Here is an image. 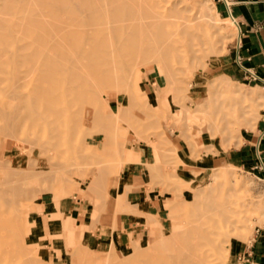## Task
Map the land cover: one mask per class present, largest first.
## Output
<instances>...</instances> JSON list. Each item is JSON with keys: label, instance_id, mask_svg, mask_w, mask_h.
Segmentation results:
<instances>
[{"label": "rangeland", "instance_id": "obj_1", "mask_svg": "<svg viewBox=\"0 0 264 264\" xmlns=\"http://www.w3.org/2000/svg\"><path fill=\"white\" fill-rule=\"evenodd\" d=\"M134 1L143 4L140 5L146 11L143 21L151 29L146 37L147 42L140 45L142 48L134 46L129 40L115 56L117 63L124 59L128 62L125 81L128 88L120 80L115 87H98L99 104L94 110L91 106H84L81 114L82 108L78 109L79 117L82 116L79 123H83V127L94 126L90 128L91 135L88 131V134H84L88 128L83 130L81 141L85 139L82 148L77 146L79 142L75 144L78 149L86 150L83 155L95 154L98 158L96 164L90 161V157L89 160H82V152L80 155L75 150L81 160L74 154L76 162L73 164V156L70 164L67 160L69 156H66L69 170L63 162L65 170L62 168L61 172L60 166L63 164L58 163L65 156L54 163V160L50 161L54 156L52 150L47 149L48 156L42 153L46 150L48 136L42 137L45 141H40L46 147L42 144L36 147L37 141L35 144L33 141L38 137L34 136L32 141L29 138L40 127L34 129L30 122H18L28 117L30 107L23 103L17 106L16 102L13 108L0 105V167L3 171L0 172V182L7 179L8 171L14 172L15 168L27 171L33 167L34 170L27 173L34 176L38 172L41 174V171L50 173V163L54 171L60 167V171H56L59 174H53L54 171L50 173L53 179L49 175L47 182L53 181L46 182V185L44 178L48 177L44 174L45 177L40 178L45 181L40 179L35 183V177L27 181V174L24 175L27 179L19 181L23 184L21 188L30 193L20 194L16 202L8 207L6 218H17L18 232L10 229L4 234V244L9 251L0 253V264H177L175 258L180 253L181 244L178 242L179 245H175L177 235L171 234L175 235L182 224L203 222L204 217L213 215L219 206H223L225 212L222 217L214 215L213 221L221 226L218 250L223 259L220 264H238L229 250L230 246L249 244L256 230L264 227L263 183L252 168L253 164L237 163L229 158L244 143V129L255 131L264 113L262 84L229 78L222 72V63L226 61L238 34L236 23L226 18L216 0H205L212 13H202L206 18L200 14L194 0ZM160 14H165L166 31L180 29L181 34L186 35L167 39L165 42H169V45L166 44L161 58ZM209 15H212L211 18ZM201 18L205 20L200 21ZM182 24L186 26L182 27ZM215 25L217 28L221 26L219 28L223 32H218L221 38L214 34L217 31ZM185 44L190 45L189 53L181 49ZM19 86V91L25 92L26 96L35 88L27 73L21 78ZM16 91H13L10 83L0 85V103L5 99L12 100ZM102 107H105L104 113L101 112ZM5 115H8V119ZM101 115L105 124L99 122ZM5 119L8 121L5 122ZM90 120H93L92 125ZM73 128L71 126L72 130L76 127ZM9 132H13L14 136H8L11 134ZM70 132L67 140L74 135ZM72 139L70 141L75 147V140ZM52 143L59 145L56 141ZM66 144H61V147L65 148L63 145ZM108 154L111 155L110 159ZM133 166L137 170L135 178H130V181L138 182L129 183L126 181L127 172ZM63 171H67V174ZM21 174L16 177L17 181L22 178ZM32 180L34 185L37 181L44 182V185L39 183L41 185L37 187L32 186L33 193L27 188L31 187ZM26 182L30 183L27 187ZM132 190L140 195V191H145L141 198L159 203L160 213L154 217L146 216L148 220L144 226H137L135 230L130 227L125 235L124 217L142 215L133 210V196L128 197ZM8 197V193L0 194V202H5ZM116 198L118 201L114 200ZM140 228L145 229L144 233ZM31 229L35 230V234ZM98 236L104 241L99 246L96 242ZM107 236L123 238L120 244H113L105 240ZM170 245L173 250H170Z\"/></svg>", "mask_w": 264, "mask_h": 264}, {"label": "bare ground", "instance_id": "obj_2", "mask_svg": "<svg viewBox=\"0 0 264 264\" xmlns=\"http://www.w3.org/2000/svg\"><path fill=\"white\" fill-rule=\"evenodd\" d=\"M207 2L205 0H202V1L194 0L193 3L198 5L200 14L202 13L207 14V13H211V9L209 7L210 5L208 6ZM140 5H143V4H140V3L136 4L134 0H0V85L10 83L13 91L17 90L16 91L17 93H15L12 100L6 101L5 99V102H1L0 105L4 107L8 106V107L13 108V107H16V103H17V106L18 104L23 103L30 107L28 111V115H27L28 117L26 119L18 120V122L19 123L26 122V121L30 122V124L34 127V129H37L40 127L38 130H41V131L37 130L38 131L37 132L35 130L36 131V132L34 131L35 134L33 133L34 135L31 138H29L32 141L34 140V136L38 137V138L35 137V139L36 138L37 139L33 141L34 144H35V141H37L35 144L36 147L37 146L41 147V144L43 145V143H41L40 141L46 140V139H43L44 136L45 138L47 136L48 137L50 136V138L47 137V140H46L47 147L45 144L43 145L46 147V150L45 152L43 151L42 153L47 154L48 150L50 151L52 150L54 153V156H52L50 161L52 162V160H54V163L57 162L56 160L58 161L60 159L62 160L63 157L65 156L62 162L61 161L59 163L57 162L58 165H61L60 163L63 164L62 166H60L61 172H62V168H64V163H66L65 166H66V169H68L69 167L67 166H69V164L67 163L69 162L71 164L72 163L71 160L74 158L72 161H73V164H75L74 162L76 161L74 160H76V157L78 159L80 152H82V158L84 156L82 160H87V159L89 160V157H90V161H93L94 164H96L95 160H97L98 158L95 154L93 155L91 154L89 156V154L87 153L88 156H85L83 154H85L86 150L80 149L83 147L84 143L82 141L85 139L84 137L82 138V141H81V134L86 130V128H88V130H86L84 134L85 133L88 134V132H90L89 135H91L90 128H93L94 124L93 126H90V128L88 126L83 127L82 125L83 123L82 124L79 123V122H82V118H81L82 116L80 115L81 117H79L78 113L82 108L81 114H83L84 106H88V107L91 106L92 109L94 110V108L99 104V98L97 95L98 87H102V86H108V87L114 86L115 87L117 86V81L119 80L124 85L128 77V70H129L128 62L127 60L124 59V61H120L119 63H117L115 61V56L119 55V51L122 50V47L126 44L125 42H128L129 40L133 42L134 46L139 45V48H142L140 46L141 44L147 42L146 37L148 35L150 27H148L143 21L144 16L146 15L145 13L146 11H143ZM147 8L149 9V7ZM152 9H154V7H152ZM152 9L150 8L151 12H152ZM164 12L166 11L164 10ZM163 16H165V14ZM163 16H161L160 14V58H161L162 51L166 47V44L169 45V42H165L167 39H169L172 36H178V37L186 36L185 34L182 35L183 33L180 31V29L173 30L172 32L166 31L165 29L167 27L166 26L167 23L165 22L167 21L164 22ZM205 16L203 15V18H206ZM210 16L212 15H209V17ZM202 20L204 21L205 19L201 18L200 21ZM185 26L186 25H183L182 27H185ZM215 26H216L217 31H215L214 34L215 36L220 37L221 35H219V33L223 31L222 29L220 31V28H219L220 25L218 26V28H217V25ZM170 27L175 29V27L173 26H170ZM185 29L187 30V28ZM113 38L116 41H114ZM170 44L172 43L170 42ZM185 45L186 46H182L181 49L189 53L188 47L190 45L189 44H185ZM25 73L31 76V84L35 86V88L33 87L34 89H32V91H29L28 96H26L27 94L25 92L19 91L20 81ZM126 86L128 88V85ZM100 106H102V103ZM101 112L102 113L105 112V107H102ZM187 115L189 114L187 113ZM5 117L8 119V115H5ZM76 118L78 119L77 121L78 123L76 122ZM103 120L104 119L102 118V115H101L99 118V122L103 123L104 122ZM7 121L8 120H6L5 122ZM90 121L92 125L93 120H90ZM105 123L106 122H104V124ZM74 124H77L76 126H74V128L76 127L75 128L76 130L73 128ZM4 125L6 124H3V126ZM10 125H12V123ZM71 126L74 130L71 129ZM78 126L81 127L82 130L81 128H78ZM41 127L43 128L41 129ZM77 129L79 130V132ZM47 131L51 135L50 134L48 135ZM70 131H72V134H74L72 135V137L77 136L78 138L76 137V139H74L75 138L74 137L72 139L71 137V138H68L69 140H67V135H69L68 132L71 133ZM73 131H76V132H73ZM12 133L9 134L8 136L13 135ZM61 133L62 134L64 133L63 136L61 135ZM75 133H77L78 135ZM8 136H5V137H8ZM79 136H80V140H78ZM71 139L75 140L74 144L79 142L78 144H80L81 146L75 144V147H74L73 143L70 141ZM59 140L61 142L63 141L64 142L61 143ZM51 141L52 142L56 141V143H58L59 141L58 144L60 145V147L62 146L61 144H66V143L67 144L63 145V147L65 146L66 147L65 148L61 147L62 148L61 150L59 145L57 146V144H55L54 146V143H52ZM66 141H68L69 143H72L71 144L72 146ZM48 144H50L49 148H48ZM68 145H70L71 147L70 146L67 147ZM76 145L80 147L79 148L80 150L78 149ZM156 145L157 144H155V146ZM51 146L54 150L51 148ZM29 147L31 146L29 145ZM56 147H59L60 150ZM72 147H74L75 149L73 148L74 153L72 151V154H71L70 151L72 150ZM57 149H58V152H57ZM64 149L66 150L64 151ZM157 149L158 148L156 147V150ZM75 150H77V152L79 153L76 154L77 152ZM62 151H64V153L65 154L67 153V154L63 155ZM42 153H40V155ZM116 153L118 155L117 150H116ZM56 154H58V156ZM74 154H76V157ZM122 154L124 155V153ZM27 155H29V150H28ZM109 155L110 154H108V156ZM44 156L46 157V155ZM66 156L67 157L69 156V159H67ZM110 156H109V159H110ZM56 158H59V159H56ZM66 159L68 160V162ZM79 159L81 160V156L79 157ZM93 162H92V165H93ZM1 163H3V161ZM33 163L34 161L32 160V164ZM77 163H78V160H77ZM50 164H49L50 173L52 174V171H54L53 170L54 167L52 166L53 168H51ZM55 165L56 164H54V166ZM58 165H56V167H59ZM115 166H118V165H115ZM31 167L29 166V168ZM111 167H112V164H111ZM59 169L56 168V171L57 170L60 171ZM4 170L6 171L8 169H4ZM28 170L32 172L34 168L32 167V170L30 169ZM28 170L27 171L16 170L15 168L14 170L15 173L12 170H10L8 171L9 173L6 172L8 174L7 179L5 178L4 181L0 182V194H3L5 192V193H8L9 195V197L6 199L5 202H2V201L0 202V253H2L3 251L4 252L9 251V248H7L4 244V234L8 232L10 229L11 231L14 230V232H18V230L16 229L17 228V218L7 219L6 214L8 212V207L12 206L16 202L20 194L30 193V191L29 190L27 191V189H25L24 191L22 189L23 184L19 183V181H22V179L23 180L27 179V176H29ZM63 170H65V168ZM17 171H20V172L23 171L22 173L23 176L26 174L27 176L26 177L21 176L22 178H19L21 180L18 179L17 181L16 177H20V174H21ZM36 171H33V172L35 173ZM56 171H54L53 174L58 173ZM0 172L3 173L2 169L0 170ZM41 172H42L41 174L40 172H38V174L35 173L36 176L35 174L34 176H29L27 181L31 180L29 179L31 177H35V179L32 178L35 181V180H40L41 178H44L45 176L47 177L49 175H50L49 177L52 176L49 173V171L45 172L46 174L48 173L47 175L44 174L43 171ZM64 172L65 171H63V173ZM15 174H18V175L15 176ZM42 174H44L45 176ZM64 174H67V171ZM30 175H33V173L32 174L30 173ZM38 176H39V179L37 178ZM40 176L42 177L40 178ZM49 177L44 178L46 179V181L42 179L41 181H45V185H46L47 179H50ZM51 179L53 178L51 177ZM41 181H37V184L35 185L32 184L33 180L30 181L31 184L26 182L27 184L25 187H27L28 184H30L31 187L29 186L27 188L30 190L31 189L33 190L34 187L32 186L37 187V185L41 183ZM49 181L52 182L53 180H49ZM18 184H20L18 186L19 188L17 187ZM233 184H235L234 181H233ZM32 190H31V193H33ZM197 193L200 194L199 192ZM195 196L198 198L197 194H195ZM114 200L118 201L117 198ZM116 201H113V203L117 204ZM224 212H225V209L223 208V206L216 207V210H214V214L204 217L203 222L190 223L188 225L182 224L180 230L177 231L178 234L177 232L175 235L174 233L172 234L170 233L173 236L177 235L176 238H174V242H177L175 243V245L178 244V242L181 244L180 253L175 258L177 264H220V261L223 259L221 252L218 250V238L220 237V234H221L220 233L221 226H220V223L216 225V222L213 221L215 220L213 219L214 218L213 216L215 215V217L216 216L222 217ZM115 213H117V211ZM112 216H115V215H112ZM62 224H64V222ZM31 231L33 234H35L34 232L35 230L31 229ZM38 232H40V230H38ZM78 232H80V230ZM75 237H77V240H79L76 234H75ZM156 243H159V242H156ZM170 247H171L170 250H173L171 245Z\"/></svg>", "mask_w": 264, "mask_h": 264}, {"label": "crops", "instance_id": "obj_3", "mask_svg": "<svg viewBox=\"0 0 264 264\" xmlns=\"http://www.w3.org/2000/svg\"><path fill=\"white\" fill-rule=\"evenodd\" d=\"M216 1L226 18L234 20L238 31L226 61L222 63V72L229 78L242 81H249V74L264 81V0ZM229 78H227L228 81ZM244 130L246 132L243 136L244 143L229 158L233 162L253 164L252 168L264 185V113L258 120L255 131ZM136 170L135 166L128 170L127 182H138V180L130 181V178H135ZM140 192L144 196L145 191ZM131 195L133 196L131 199L133 210L142 215L124 217L125 235L130 227L135 230L137 226H144L147 222L146 216H155L160 213V204L155 203V200L148 201L146 198H141L140 193L133 190L128 197ZM156 200L160 202L159 199ZM140 230L144 233L145 229L140 228ZM122 238L121 236H107L105 240L120 244ZM96 242L98 246L104 243L100 236ZM229 250L238 264H264V227L256 230L249 244L235 247L232 245Z\"/></svg>", "mask_w": 264, "mask_h": 264}, {"label": "built area", "instance_id": "obj_4", "mask_svg": "<svg viewBox=\"0 0 264 264\" xmlns=\"http://www.w3.org/2000/svg\"><path fill=\"white\" fill-rule=\"evenodd\" d=\"M249 78H250L249 82H253V83L259 82L260 84H262V88L264 89V81L258 80L257 78H255L251 74H249Z\"/></svg>", "mask_w": 264, "mask_h": 264}]
</instances>
